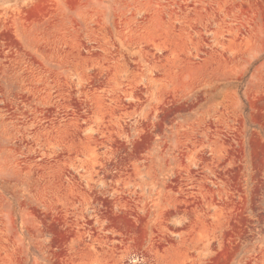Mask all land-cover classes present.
Wrapping results in <instances>:
<instances>
[{
    "label": "rangeland",
    "instance_id": "374dc122",
    "mask_svg": "<svg viewBox=\"0 0 264 264\" xmlns=\"http://www.w3.org/2000/svg\"><path fill=\"white\" fill-rule=\"evenodd\" d=\"M0 264H264V0H0Z\"/></svg>",
    "mask_w": 264,
    "mask_h": 264
}]
</instances>
